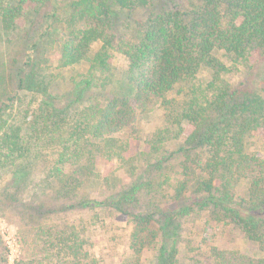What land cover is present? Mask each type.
Masks as SVG:
<instances>
[{"label":"trees","instance_id":"1","mask_svg":"<svg viewBox=\"0 0 264 264\" xmlns=\"http://www.w3.org/2000/svg\"><path fill=\"white\" fill-rule=\"evenodd\" d=\"M5 1L0 0L1 29L13 24L14 10H17ZM137 8L151 12L155 9L154 0H77L72 3L71 13L64 20L59 66L76 67L86 61L88 68L81 75L80 83L83 84L81 91L88 92L98 89L100 84L104 86L114 54H122L129 62L126 81L135 90L134 98H115L103 107L91 106L87 115L82 111L77 120L72 117L60 136L47 134L45 147L50 155L36 147L24 170L28 164L29 173L36 164H45L48 186L50 182L58 185L62 198L73 199L82 177L89 174L88 168L82 165L84 159L93 162L97 157L107 161L120 157L121 145L114 136L131 122L136 112H148L157 105L170 108L172 102L167 96L174 87L191 83L200 72L206 71L211 76L206 89L193 92L185 107L178 110L176 119L168 120L178 126L186 122L193 127L191 135L171 154L184 155L188 162L182 160L181 166L184 172L186 168L191 173V179L182 185L184 190L191 188L190 195L175 214L191 216L206 211L208 221L233 224L245 235L246 241H253L264 251V160L244 150L247 135L264 137V95L245 82L234 85L227 79L228 74L251 67L252 56L264 61V0H189L186 5L177 0L164 10L150 13L147 20L138 25L133 37L116 38L112 25L120 11L131 16ZM127 20L131 21L129 17ZM95 43L101 46L88 57ZM33 53L34 46L27 51L26 66L31 63ZM225 59L230 62L229 67ZM23 72L16 73L19 84L24 83ZM56 110L48 111L47 128L57 127L59 122L67 120L66 111ZM167 127L156 134L157 140L168 134ZM50 130L55 132L54 128ZM17 131L12 130L14 137ZM43 134L37 125L31 129L32 138L38 142L43 140ZM2 141L3 145L12 144L8 147L9 153L22 149L11 136L3 137ZM201 154L202 161L198 162ZM76 166L77 170L68 171ZM196 172L199 173L196 175ZM242 180L246 182V192L237 200L234 189ZM162 189V183L133 181L103 200L78 198L67 208L111 210L124 215L131 212L135 223L132 241L137 250L132 248L140 253L145 239H152L148 233H152L149 227L154 212L133 214L131 209L138 206L142 193L147 198V209L154 208L146 195H155ZM164 221L167 228L159 227L161 239L154 246L155 258L157 264H176L180 224L172 217L171 222ZM43 234L44 240L35 239L28 245L29 264H98L77 225L64 224ZM153 234L156 238L157 231ZM209 255L212 264H264V258L237 250L213 248Z\"/></svg>","mask_w":264,"mask_h":264},{"label":"rangeland","instance_id":"2","mask_svg":"<svg viewBox=\"0 0 264 264\" xmlns=\"http://www.w3.org/2000/svg\"><path fill=\"white\" fill-rule=\"evenodd\" d=\"M75 1H5L9 7L17 10H14L13 24L0 28V264H29L27 261L30 256L26 254L28 245H32L35 239L44 240V231L59 229L64 224H75L82 230L86 245L97 258L98 264H157L154 246L161 239L159 227H166L164 220L171 222V217L180 224L177 227L180 243L176 264H212L209 252L213 248L237 250L251 257L264 258V251L253 241H246L245 235L233 224L208 221L206 211L191 216L175 214L176 209L183 206L190 195L191 188L184 190L182 185L191 179V173L186 168L184 172L181 166L182 160L188 162L184 155L171 154L191 135L193 127L186 122L178 126L168 120L176 119L178 110L185 107L194 95L193 92L200 93L206 89L211 77L206 71L200 72L193 82L174 87L167 96L172 102L170 108L157 105L151 111L136 112L131 122L114 136L118 140L117 144L121 145L120 157L109 161L97 157L93 162L84 159L82 165L88 168L89 174L82 177L81 186L73 199L62 198L58 185L53 186L50 182L48 186L45 164H36L30 173L28 164L24 170V165L31 161L28 158H32L36 147L42 148L47 156L50 155L45 147L47 134L60 136L62 129L68 128L72 117L77 120L82 111L87 115L91 106L103 107L115 98H134L135 90L126 81L129 62L122 54H114L111 72L104 86L100 84L98 89L92 88L88 92L81 91L83 84L80 83L81 75L88 68L86 61L76 67L59 66L61 41L65 36L64 20L70 15ZM175 1L154 0V10L150 12L137 8L131 16L126 11H120L112 31L116 38H131L139 29L138 25L144 23L150 13L164 10ZM180 1L184 5L189 2ZM128 17L131 21L127 20ZM128 22L131 24L127 25ZM32 46L34 53L31 63L26 66L27 51ZM100 46V43L93 44L88 57L99 50ZM224 63L230 66L226 59ZM250 65L242 67L238 73L228 74L227 79L234 85L245 82L246 86L260 89L264 95V61L252 56ZM19 70L24 71L23 84H19L16 78ZM55 108L56 111H66L67 120L59 122L57 127L47 128L48 111ZM35 125L45 135L40 142L31 135ZM166 126L168 134H163L157 140L156 134ZM53 128L55 132L50 130ZM12 130H18L16 137V132ZM5 135L11 136L22 149L9 153L8 147L12 144L3 145L2 138ZM28 149L29 152H26ZM244 150L264 160V137L247 135ZM202 157L201 154L197 161L201 162ZM78 168H69L68 171ZM133 181L163 184L162 191L146 195L151 198L154 208L147 209V198L142 193L138 206L131 209L133 214L154 212L149 227L152 233H148L152 239H145L146 244L140 253L133 249L137 250L132 241L135 223L131 212L130 215H124L111 210L67 208L75 204L78 198L103 200ZM245 190V180L238 182L234 189L235 198L239 200L244 197ZM156 231L154 238L153 233ZM2 233L11 235L17 243V251L12 256Z\"/></svg>","mask_w":264,"mask_h":264},{"label":"built area","instance_id":"3","mask_svg":"<svg viewBox=\"0 0 264 264\" xmlns=\"http://www.w3.org/2000/svg\"><path fill=\"white\" fill-rule=\"evenodd\" d=\"M2 235H3V239L5 241V244H6L7 248L9 249V252L12 256L13 252L17 251V243L15 242L13 237H11V235H9L7 233H2Z\"/></svg>","mask_w":264,"mask_h":264}]
</instances>
